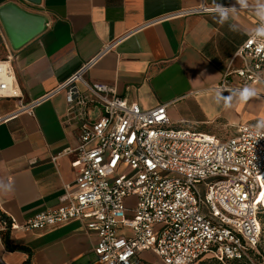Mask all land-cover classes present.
Here are the masks:
<instances>
[{"label": "crops", "instance_id": "crops-1", "mask_svg": "<svg viewBox=\"0 0 264 264\" xmlns=\"http://www.w3.org/2000/svg\"><path fill=\"white\" fill-rule=\"evenodd\" d=\"M45 19L44 31L18 50L12 49L0 23V61L10 57L16 98H0V260L3 264H96V234L83 220H71L41 230L21 227L35 215L61 205L67 187L75 190L80 168L73 156L52 163V157L78 143V126L68 121L64 94L59 93L30 114L11 117L20 105L37 100L67 81L82 65L97 57L84 79L103 83L128 104L143 111L166 105L169 128L227 140L241 126L264 121V83L256 95L239 101V92L215 88L226 71L241 67L232 60L254 33L255 9L229 12L224 24L218 13L177 17L153 23L179 11L216 5L239 7L236 0H0ZM257 0H249L256 6ZM229 24L236 30H229ZM233 84L236 77H231ZM231 96L230 106L217 96ZM101 109L92 106L88 118ZM25 249L8 251L2 241Z\"/></svg>", "mask_w": 264, "mask_h": 264}, {"label": "built area", "instance_id": "built-area-1", "mask_svg": "<svg viewBox=\"0 0 264 264\" xmlns=\"http://www.w3.org/2000/svg\"><path fill=\"white\" fill-rule=\"evenodd\" d=\"M249 9L255 6L237 7ZM213 12L200 6L152 22ZM113 44L56 89L12 113L30 114L64 94L78 143L51 161L73 156V166L81 170L75 190L64 189L60 206L11 228L29 232L83 220L97 237L96 264H155L149 257L163 264H255L264 220V131L245 125L227 140L175 131L166 105L143 111L108 85L86 82L85 73ZM234 59L241 67L226 71L216 91L264 83V37L254 31ZM13 81L6 57L0 61V98L18 96ZM92 106L101 109L93 121ZM131 197L133 208L126 204Z\"/></svg>", "mask_w": 264, "mask_h": 264}, {"label": "water", "instance_id": "water-1", "mask_svg": "<svg viewBox=\"0 0 264 264\" xmlns=\"http://www.w3.org/2000/svg\"><path fill=\"white\" fill-rule=\"evenodd\" d=\"M36 5L39 0H28ZM0 23L12 49L18 50L40 35L45 28V19L26 13L9 3L0 7Z\"/></svg>", "mask_w": 264, "mask_h": 264}, {"label": "clouds", "instance_id": "clouds-1", "mask_svg": "<svg viewBox=\"0 0 264 264\" xmlns=\"http://www.w3.org/2000/svg\"><path fill=\"white\" fill-rule=\"evenodd\" d=\"M236 4H238L240 8H247V7H249V0H236ZM216 11L218 13V22L221 24H224L229 19V12L237 11V7H235V6L225 7L221 4H218V5H216ZM255 15L259 21L258 27L254 30L255 35L258 37H264V0H257L256 6H255ZM229 30L235 31L236 30L235 25L229 24ZM255 95H256V91L254 88L244 87L239 92V101L240 102H247L250 98L254 97ZM219 98H222L224 100L225 107L230 106V102L232 99L231 96L221 97L218 95L216 97L217 103L219 102ZM259 126H264V121H260L258 123V127ZM0 190L10 191L11 185L0 184ZM178 264H180L179 261H178Z\"/></svg>", "mask_w": 264, "mask_h": 264}, {"label": "rangeland", "instance_id": "rangeland-1", "mask_svg": "<svg viewBox=\"0 0 264 264\" xmlns=\"http://www.w3.org/2000/svg\"><path fill=\"white\" fill-rule=\"evenodd\" d=\"M135 202L136 199L131 197L126 201V204L129 208H133L135 206ZM257 253L259 256L258 259H255V264H264V224L261 225V235L257 246ZM149 258H150L149 260L155 264H163L159 259L155 257H149Z\"/></svg>", "mask_w": 264, "mask_h": 264}, {"label": "trees", "instance_id": "trees-1", "mask_svg": "<svg viewBox=\"0 0 264 264\" xmlns=\"http://www.w3.org/2000/svg\"><path fill=\"white\" fill-rule=\"evenodd\" d=\"M0 219H3V217L1 216L0 214ZM262 224H264V220H262ZM7 227L8 228H11V224H7ZM2 241H3V244L5 246V248L8 250V251H15V250H22V251H26L25 249H21V248H17V247H13L9 244V241H8V236L7 235H3L2 237ZM258 256L257 254H254V258L255 259H258Z\"/></svg>", "mask_w": 264, "mask_h": 264}]
</instances>
